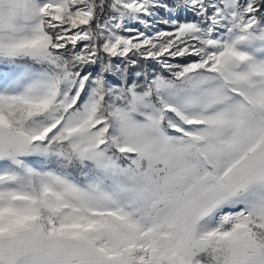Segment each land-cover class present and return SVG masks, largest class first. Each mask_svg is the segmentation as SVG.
I'll return each mask as SVG.
<instances>
[{
	"label": "snow or ice",
	"instance_id": "obj_1",
	"mask_svg": "<svg viewBox=\"0 0 264 264\" xmlns=\"http://www.w3.org/2000/svg\"><path fill=\"white\" fill-rule=\"evenodd\" d=\"M0 264H264V0H0Z\"/></svg>",
	"mask_w": 264,
	"mask_h": 264
}]
</instances>
